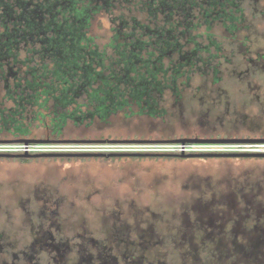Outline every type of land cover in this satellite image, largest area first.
Wrapping results in <instances>:
<instances>
[{
    "label": "rangeland",
    "instance_id": "rangeland-1",
    "mask_svg": "<svg viewBox=\"0 0 264 264\" xmlns=\"http://www.w3.org/2000/svg\"><path fill=\"white\" fill-rule=\"evenodd\" d=\"M83 1L84 5L91 0ZM108 1H110L108 4L100 1L94 2V4L101 5V8L92 15L89 26L86 28L87 35L92 37L88 48L98 47L106 55L105 63L109 67H106V74H109L111 69L118 68L116 60L119 54L115 44L121 42L124 47V43L130 41L126 34L133 30V24L138 21L159 29L168 26L166 21L162 20L163 13L160 12L153 16L145 0ZM236 1L239 3V8L233 10L231 6L228 7L236 19L232 20L228 14L213 15L216 18L204 17L201 15V8L194 7L190 10L194 11L190 24L188 26L185 23L178 25L176 31L178 33L181 31L178 36L181 45L184 46L183 49L191 47L194 49L195 44L188 41L190 36H197L196 40L202 44V47L200 45L201 51L195 55L201 65L195 72L193 68L191 69L192 78L175 76V83L170 80L166 81L171 86L179 85L180 99L183 97L181 107L174 91L169 87L166 90L167 93L164 92L163 96L158 98L156 108L159 112L157 113L149 112L150 108H143L130 99L131 106L118 111L106 120L95 118L82 123L70 120L59 139H67L66 142H69V139L83 142L90 139L109 138L167 142L164 140L204 133L247 134L252 132L253 134L256 132L259 134L264 131H257L256 127H251L252 124L242 126L238 116L234 123L233 116L225 113L226 109L221 110L223 105L215 108L210 104V100L209 103L207 101L200 103L199 99L197 101L192 98L194 90L202 84L200 81L205 78L200 79L201 75H205L204 71L207 75L210 74L213 66L225 70L224 59L214 56L219 53L215 46L221 45L225 51L230 52L247 51L248 47L254 51L258 49L264 52V14L261 12L264 9V0ZM205 7H208V4H205ZM178 9L180 13L177 12L173 17L180 20L183 18L181 12L184 7L179 5ZM208 19L212 20L211 24ZM233 23L237 25L235 29L237 32H233L230 28ZM183 29L187 31L182 34ZM137 33L138 36L139 30ZM144 39L147 38L144 37ZM209 40L216 44L212 45L210 50H205ZM257 40H260L261 44L257 43ZM204 45L205 48H203ZM144 51L143 57H146L147 50ZM186 52L170 51L171 55L163 60L164 66L174 64L180 54ZM221 63L223 64L220 65ZM194 73H197L195 78ZM171 74L172 72L169 71L170 79ZM211 77L212 75L207 79ZM261 77L264 79V70L258 77L257 74L249 75L245 82L249 81L251 86H256ZM185 80L192 82L187 86L181 85ZM237 80L232 82L226 80L222 83L224 87L231 88L235 97L241 85L243 86ZM241 110L252 114L248 120L263 115L264 111L261 102L260 105L254 104ZM164 111L166 114L160 115ZM34 126L31 137L48 138L50 136V129L48 130L45 123L37 121ZM52 137L55 136L52 135ZM14 138L15 136L11 133L0 132V139ZM226 165L234 171L239 169L240 171L257 172L264 167V160L233 159L221 156L209 158L176 156L40 157L26 160L0 157V231L6 226L9 240L15 246L13 250L16 251L26 240L31 239L29 232L32 224L27 215L28 210L37 211L38 209H35L33 205L28 207V198L33 200L37 197L49 198L48 205L58 211L59 217L64 218V222L74 225L77 231L88 228L96 233L100 232V229L104 228L103 219L106 225L111 227L116 217H110L99 208L119 209L118 226L123 223L132 236L139 235L144 232V229H150L160 241L169 245L171 252L181 254V251L189 248L186 245L192 243L201 261L206 264H216L211 252L213 246L210 244L212 243L206 240L204 226L198 218L199 211L194 208L200 201L199 198L210 199V191L203 188L193 191L192 187L200 177L212 182L218 181V172ZM185 195L187 198L182 199ZM43 201L44 199L38 200L35 205L40 207ZM0 262L3 263L1 257Z\"/></svg>",
    "mask_w": 264,
    "mask_h": 264
},
{
    "label": "trees",
    "instance_id": "trees-1",
    "mask_svg": "<svg viewBox=\"0 0 264 264\" xmlns=\"http://www.w3.org/2000/svg\"><path fill=\"white\" fill-rule=\"evenodd\" d=\"M97 1L110 3L91 0L79 6V0H0V132L31 137L40 121L50 129L48 138L59 139L70 120H106L131 106V100L150 108L149 112H159L158 98L170 86L167 82L175 83L177 77L172 73L170 79L172 65L165 67L163 60L178 46V25L190 24L194 7L201 8L204 17L233 16L228 7L235 2L147 0L153 16L163 10L172 18L182 5L183 18L163 20L168 26L160 29L137 21L126 34L130 41L124 47L115 44L118 68L106 74L105 53L88 48L92 37L86 28L101 8L94 4ZM189 40L197 43L194 36Z\"/></svg>",
    "mask_w": 264,
    "mask_h": 264
},
{
    "label": "flooded vegetation",
    "instance_id": "flooded-vegetation-1",
    "mask_svg": "<svg viewBox=\"0 0 264 264\" xmlns=\"http://www.w3.org/2000/svg\"><path fill=\"white\" fill-rule=\"evenodd\" d=\"M83 2V0H79V6H82ZM144 2L146 3L147 0ZM230 6L234 10L239 8V3L235 0ZM162 7H166V5H162ZM178 10L176 7L175 14ZM165 12L162 10L164 16L162 20L178 19L173 17L174 15L172 18L169 17ZM261 12L264 14V9ZM235 17L230 16L232 20L236 19ZM211 23L210 19L209 24ZM236 27V23L230 26L233 32H237V30L235 31ZM196 38L197 36H194V39ZM258 42L261 44L260 40H257ZM175 43L178 46L171 51L187 52L180 54L178 60L172 64L170 71L178 78L185 76L191 79L193 74L191 69L193 68L195 72L201 65L195 55L201 51L202 44L197 41L195 45L200 44L201 47L194 46V49L192 47L183 49L184 46H181L180 40ZM191 43L194 42L191 41ZM212 45H214L212 40H209L205 50H210ZM215 48L219 53L214 56L224 59L225 70L213 66L210 74L207 75L204 71L205 75H201L200 79L205 78L200 81L202 84H199L194 90L192 98L197 101L199 99L200 103L203 101L209 103L210 100V104L215 108L223 105L221 110L226 109L225 113L233 116L234 123L238 116L242 126L252 124L251 127H256L257 131L264 130V117H262L264 111L263 115L256 116L254 121V119L248 120L252 114L241 110L254 104L260 105V102L264 110V79L259 78L260 82H257L256 86H251L249 81L245 82L249 75L257 74L258 77L264 70V52L262 53L258 49L254 51L249 47L246 49L247 51L231 52L225 51L221 45H217ZM210 57L213 58L212 55ZM189 72L190 74H188ZM196 74L194 73V78ZM211 75V79H207ZM226 80L231 82L237 80L243 84L239 88L237 97L230 87L222 85ZM210 81L211 83H208ZM191 82L185 80L181 85L187 86ZM169 87L174 91L181 107L183 97L180 99L179 85L166 86V90ZM163 114H166L165 111L160 115ZM236 127H238L237 124ZM228 133H204L184 137L264 138V131L259 134L254 132V135L252 132L247 134ZM221 157L264 160V157ZM218 176V181L215 182L200 177L199 180L203 179V181L198 180L192 187L193 191L197 188L210 191V199L199 198L200 201L194 208L199 211L198 218L201 219L202 226H204L206 240L212 243L210 245L213 246L211 252L215 259L214 262L216 264H264V167L257 172L240 171L239 169L234 171L229 165H226L218 172ZM185 198L187 195L182 197V199ZM41 199H44L43 205L37 207L35 204ZM48 201L49 198L37 197L36 200L28 198V207L33 205L35 209L39 210H28L27 215L32 224L29 232L31 239L26 240L16 251L13 250L15 246L9 240L6 226L3 227L4 229L0 231V257L3 263L0 262V264H206L197 257V249L193 247L192 243L187 244L186 246L189 248H185L181 254H176L175 251H170L166 242L159 240L153 230L144 229V232L139 235L132 236L130 230L123 223L118 226L119 209L99 208L110 217H116L111 223V227H108L103 219L104 228L100 229V232L96 233L88 228L77 231L74 225H68L67 222H64V218L59 217L58 211L50 207Z\"/></svg>",
    "mask_w": 264,
    "mask_h": 264
},
{
    "label": "built area",
    "instance_id": "built-area-1",
    "mask_svg": "<svg viewBox=\"0 0 264 264\" xmlns=\"http://www.w3.org/2000/svg\"><path fill=\"white\" fill-rule=\"evenodd\" d=\"M49 142L0 141V152H146V153H201V152H264V142L199 143V142H110L69 141L51 138Z\"/></svg>",
    "mask_w": 264,
    "mask_h": 264
},
{
    "label": "water",
    "instance_id": "water-1",
    "mask_svg": "<svg viewBox=\"0 0 264 264\" xmlns=\"http://www.w3.org/2000/svg\"><path fill=\"white\" fill-rule=\"evenodd\" d=\"M51 138H14V139H0V141H16V142H49ZM67 141V139H61ZM70 141H76L75 139H69ZM110 142H147V139H90L86 141H106ZM167 142H199V143H248V142H264V138H175L165 139ZM120 156H181V157H217V156H231V157H264V152H201V153H146V152H39V153H9L0 152V157H15V158H40V157H120Z\"/></svg>",
    "mask_w": 264,
    "mask_h": 264
}]
</instances>
